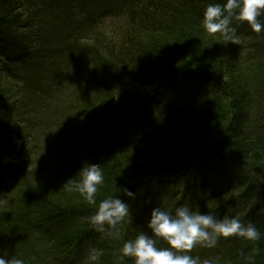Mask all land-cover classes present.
Returning <instances> with one entry per match:
<instances>
[{"label":"trees","instance_id":"obj_1","mask_svg":"<svg viewBox=\"0 0 264 264\" xmlns=\"http://www.w3.org/2000/svg\"><path fill=\"white\" fill-rule=\"evenodd\" d=\"M224 2L0 0V256L94 264L99 249L98 264H117L126 241L151 234L153 208L187 206L239 217L261 239L221 237L186 254L264 264V31L233 20V40L207 33L206 7ZM120 17L112 41L101 23ZM85 164L104 174L96 206L68 182ZM223 171L245 188L241 213L239 197L208 207L197 193L198 178ZM180 179L177 202L149 205L150 191ZM109 196L129 204L130 218L99 231L90 218Z\"/></svg>","mask_w":264,"mask_h":264},{"label":"clouds","instance_id":"obj_2","mask_svg":"<svg viewBox=\"0 0 264 264\" xmlns=\"http://www.w3.org/2000/svg\"><path fill=\"white\" fill-rule=\"evenodd\" d=\"M264 0H225L223 5L209 4L203 15V27L209 34L220 33L228 40H233L236 28L233 20L246 22L255 33L264 31ZM80 179L68 182L74 184L88 204L96 206V194L104 184V174L100 165L85 164L79 171ZM128 197L134 193L126 189ZM130 218L129 204L119 197L109 196L101 200L95 213L91 216L92 224L99 231L105 227L115 229L118 224ZM147 227L151 234L140 232L134 239L123 244L117 264H124L126 257L132 258L134 264H201L186 253L197 245L212 248L218 240L229 237H241L249 241H259L261 233L248 223L244 225L239 217L217 219L211 214L193 212L187 206H180L175 214L161 208L152 209ZM163 240L168 247H157V240ZM185 253V254H181ZM102 251L94 249L88 259L98 264ZM0 264H24L19 258L7 259L0 256ZM203 264H211L203 261Z\"/></svg>","mask_w":264,"mask_h":264},{"label":"rangeland","instance_id":"obj_3","mask_svg":"<svg viewBox=\"0 0 264 264\" xmlns=\"http://www.w3.org/2000/svg\"><path fill=\"white\" fill-rule=\"evenodd\" d=\"M125 25V20L123 18L120 19H106L101 23V28L104 30V34L109 36V39L115 41L118 38V34L121 29ZM221 173V174H220ZM216 174H205L204 177L198 178L195 182L194 186H196L197 193L199 197H203L205 199L206 206L210 207L213 205H218L219 203L227 202L232 197L241 196V192L245 190V188L237 191L235 188L236 181L239 180V176L235 175L233 171L220 172ZM233 175L237 176L234 177ZM187 184L186 179H180L176 183L166 186L162 193L158 194V192L150 191L148 194L149 205L153 204L154 200L157 201L155 204L161 203V205H165L166 200H169L170 203L177 202L182 192L184 191ZM155 195V197L153 196ZM165 194V195H164ZM170 196H172L170 199ZM174 194V195H173ZM165 197L167 198L165 200ZM189 197V195H187ZM242 197L237 199V214L241 213L246 209V205H241ZM244 205V206H243Z\"/></svg>","mask_w":264,"mask_h":264}]
</instances>
